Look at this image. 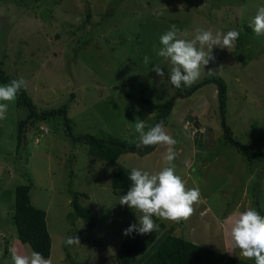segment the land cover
Here are the masks:
<instances>
[{
  "label": "rangeland",
  "instance_id": "rangeland-1",
  "mask_svg": "<svg viewBox=\"0 0 264 264\" xmlns=\"http://www.w3.org/2000/svg\"><path fill=\"white\" fill-rule=\"evenodd\" d=\"M260 6L264 0H196L194 6L186 0H0L5 72L26 80L38 109L65 106L67 116L36 120L18 148L17 122L26 117L27 108L15 100L7 118L0 120V264H13L11 249L23 255L32 252L18 239L11 217L14 188L27 181L32 183L31 203L46 212L51 264H115L129 237L124 230L138 223L141 214L119 204L128 190H112V173L118 164L157 173L166 166L167 148L157 145L143 156L128 151L110 163L90 155L87 144L72 138L89 133L138 143L136 120H143L147 130L158 114L149 111L144 100L164 103L172 98L162 121L177 141L172 163L186 188L199 189L201 202L187 221L153 220L163 224L161 234L171 228L173 234L227 257L244 258L232 247L231 225L248 208H259L264 216V157L248 160L225 140L214 84L186 94L183 84L172 85L171 65L157 52L160 37L171 25L187 31L182 38L189 40L197 27L214 34L238 31L236 47H214L215 59L201 68L194 83L210 75L223 78L226 124L249 151H262L264 35L256 36L249 27ZM155 64L161 65L163 78L151 71ZM70 187L86 194L78 200L95 217L93 228L81 217L69 216ZM71 236L79 237L80 245H66ZM153 257L154 246L135 264H154Z\"/></svg>",
  "mask_w": 264,
  "mask_h": 264
},
{
  "label": "clouds",
  "instance_id": "clouds-1",
  "mask_svg": "<svg viewBox=\"0 0 264 264\" xmlns=\"http://www.w3.org/2000/svg\"><path fill=\"white\" fill-rule=\"evenodd\" d=\"M249 27L256 36L264 35V6H260L256 15L250 20ZM187 31H181L176 25L160 37L162 48L157 52L171 65L168 77L172 85L180 88L191 86L200 78L201 68L210 60L214 47L232 49L236 47L239 32L229 30L227 33L197 27L193 39L187 37ZM199 45V47H197ZM205 47L207 51H205ZM144 63H149V57H144ZM157 76L163 78L164 71L160 64L151 69ZM211 73V71H209ZM27 88L23 77L11 80L8 84L0 86V120L7 118L9 104L16 100L21 89ZM143 120H136L134 132L138 134V146L163 145L167 151L164 157L166 166L157 173H149L139 169H132L129 174L131 186L125 195L119 199L120 205H127L141 215L138 223L130 225L124 230L128 236L133 232L137 234H150L159 230V225L153 220L156 217L162 221L180 223L187 221L195 212V205L201 202V193L198 188L188 189L182 178L176 174L173 161L177 156L175 145L177 141L169 135L163 122L145 130ZM93 228V227H92ZM232 247L240 250L242 257L254 259L255 264H264V216L254 208L241 212L231 225ZM64 243L68 246L80 245L79 237H68ZM13 264H51V260L41 253L32 251L30 255H23L11 249Z\"/></svg>",
  "mask_w": 264,
  "mask_h": 264
},
{
  "label": "trees",
  "instance_id": "trees-1",
  "mask_svg": "<svg viewBox=\"0 0 264 264\" xmlns=\"http://www.w3.org/2000/svg\"><path fill=\"white\" fill-rule=\"evenodd\" d=\"M186 1L192 6L196 4V0ZM87 16L90 17V14ZM86 22L88 23L89 21ZM4 59L5 54H3V57L0 59V82L9 83L13 79H18V77L5 72L3 67ZM209 83L216 86L218 108L221 114L220 124L224 132L225 140L239 149L248 160L255 158L260 160L263 158L264 150L259 152L249 151L233 137L229 126L226 124L224 113L227 84L223 78L218 75L207 76L191 86H185L187 87L185 93L191 94ZM185 93L179 95H185ZM144 103L149 111L156 110L158 112L156 115V121L152 124V126H155L165 120V116L172 108L173 98L164 103H154L145 99ZM16 104L18 106H25L28 110L26 117L17 122V148L20 146L21 140L26 138L29 125H34L36 120L55 114H63V116L67 118L65 106L59 108L38 109L26 89H21L18 92ZM39 130H42V127H39ZM68 132L71 134L70 130ZM72 139L83 141L88 145V153L90 155L110 163L117 162V159L125 152H135L138 155L143 156L152 152L157 146H138V143L128 142L126 139L120 137L109 136L105 138L89 133L78 135ZM131 170L132 169L121 164L116 166L111 177V188L114 192L123 189L129 190L131 181L128 177ZM31 184V181H27L26 183L15 186L14 210L11 217L16 226L18 239L22 243L29 244L32 251H37L45 258H48L51 254V237L47 229L46 212L44 209L35 207L31 203L29 194ZM70 186H72L71 183ZM69 193L72 195V211L69 213V216L72 219L73 217H81L85 222L86 227L91 229L95 224V217H93L86 207L81 205L78 200L79 195L86 196V194L84 192H76L71 187ZM256 209L259 210L260 214H263L259 208ZM162 226L163 224H160L159 230L150 234L141 235L136 232L131 233L129 237L123 241L121 248L115 255V264H135L137 257L146 253L152 246H154V257L152 260H154V258L156 259L154 264H255L254 259L227 257L224 253L198 245L181 236L173 234L171 228L161 234L160 230L163 228ZM160 234V239H158V235ZM69 264L84 263L71 261Z\"/></svg>",
  "mask_w": 264,
  "mask_h": 264
},
{
  "label": "built area",
  "instance_id": "built-area-1",
  "mask_svg": "<svg viewBox=\"0 0 264 264\" xmlns=\"http://www.w3.org/2000/svg\"><path fill=\"white\" fill-rule=\"evenodd\" d=\"M43 129V128H42Z\"/></svg>",
  "mask_w": 264,
  "mask_h": 264
}]
</instances>
